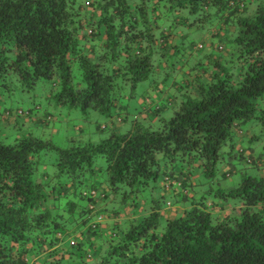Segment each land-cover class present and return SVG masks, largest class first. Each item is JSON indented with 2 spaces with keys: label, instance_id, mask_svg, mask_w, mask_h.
<instances>
[{
  "label": "trees",
  "instance_id": "16d2710c",
  "mask_svg": "<svg viewBox=\"0 0 264 264\" xmlns=\"http://www.w3.org/2000/svg\"><path fill=\"white\" fill-rule=\"evenodd\" d=\"M146 81L155 96L138 119ZM18 92L31 108L8 106ZM36 97L98 113L108 137L79 128L59 148L35 131L62 113L42 112ZM0 117L19 132L0 139V264H264V154L240 142L255 121L252 143H264V0H0ZM238 142L257 174L215 190L221 150L236 157ZM50 151L52 171L41 159ZM147 188L149 213L137 202ZM119 192L135 213L105 232L102 211Z\"/></svg>",
  "mask_w": 264,
  "mask_h": 264
},
{
  "label": "rangeland",
  "instance_id": "374dc122",
  "mask_svg": "<svg viewBox=\"0 0 264 264\" xmlns=\"http://www.w3.org/2000/svg\"><path fill=\"white\" fill-rule=\"evenodd\" d=\"M174 60H177V59H174ZM169 63H171V60H169ZM178 63L181 65L180 61ZM180 65H177L176 68L178 69ZM170 70L171 69L169 68V71ZM162 75H165V72ZM165 77L166 76L159 77V84L162 87L165 85L168 87H171L173 84L174 78L177 77V72L176 73L172 72L170 75H168V80H165L166 79ZM154 90H155V87L152 88V83L150 81L148 82L146 81V82L139 84L137 88L136 96H135L136 104L133 105V111L130 114H133V116L135 117L137 116L138 119H143L144 112L142 110L143 108L141 107V103L142 101H144V98L154 95ZM35 100H37L36 104H41L43 106L44 110H42V112L44 113L47 112V113H50L51 115L53 114L56 117L58 113H62V116H60V117H63L61 119L62 121L58 120L55 123V125L51 124L50 128H46L45 131L43 130L35 131L36 135L40 136L43 139L52 141V143L58 146L59 148H68L72 137H74L77 133H79V128H82V135L84 139H88V140L91 139L93 142H100L101 140L106 139L108 137V134H109L108 130L104 132H99L97 130L96 126L98 122H101L104 125L107 124L106 121H103L104 118H102L98 113L94 111H90L89 113H83L81 110H71L70 111L66 107L60 108L53 103L48 104L43 97L42 98L36 97ZM7 104L8 106L10 105L9 107H21L23 109H28V108H31L34 103H32L31 95L29 96L28 94L18 92L14 95L12 99L9 100ZM171 113L172 112H170V114ZM86 119H89V120H86ZM99 119H102V120L99 121ZM52 122H55V121H52ZM128 124L124 123L119 128L125 131L124 129L128 127ZM1 129L2 127H0V137H1L0 139L4 143H9L11 141V138L17 135L16 133H19L18 131H15L13 133H8V131L3 132V129L2 131ZM243 129L245 131L250 130V132L251 131L254 132L259 137L262 134L261 127L259 126L258 123H255V121H250L248 124H246V126H244ZM33 130H36V129H33ZM261 143L262 144L256 141L252 145L253 147L255 146L254 148L256 149V153L258 154L259 153L264 154V143L263 141H261ZM239 145H240V142L237 143L235 151L233 152V154L236 155V157L235 156L231 157L229 155V152H231V147L229 146V144L225 145L222 148L221 150L222 155L220 159L218 160L216 168H215L216 174L214 175V177L215 176L216 177H215V180L211 182L213 183L212 187L215 190L217 189L225 190L228 187H231V188L235 187L237 183H239V181L242 180L243 174L245 173L249 175L257 174L256 170L252 168L251 165L245 159H241L239 157L240 156L238 152ZM41 159L47 162V165L49 166V170L52 171V168H53L52 165L53 163L56 164L58 155L55 151H50L48 153H43L41 155ZM96 164L98 166L101 164L105 165V160L103 159V157H98ZM226 172L230 173V176L228 178L224 176ZM209 178L212 179L213 176H209ZM209 187H210V184L208 185V188ZM149 191H150V188H147L145 191L141 190L139 192V198L137 202L139 201L142 202L143 200H140V198L144 196L146 197L150 193ZM93 193L94 192H92V194ZM123 193L122 192L116 193L113 197L114 199L108 201V203L106 204V208H105L106 211H102V212L106 213L108 211L111 213V212L116 211L117 213H119L118 215L122 216V218H126V216L130 217L131 214L134 215L135 210L133 207H131L130 205L131 201L129 199L130 197H132V195L126 197L125 195H123ZM167 195L168 194H166V196ZM100 196H101L100 194L95 196L97 202H99ZM170 198L171 196L168 197L167 199H170ZM124 199H126V201H123ZM170 201L171 199L169 200V202ZM172 201L174 204H176L173 198H172ZM143 202L140 203L139 205L141 206V208L144 207L142 210H145V208H147L146 213H149L152 209L151 208L152 203H150V200L147 201V203L146 202L143 203ZM100 204H103V203H99V205ZM166 210L168 211V214L170 215L171 210L170 209H166ZM172 210L173 211L176 210L175 205L173 206ZM143 213L144 212H142L141 214ZM78 224L74 223L73 225L71 224L68 227L78 228L79 227ZM111 228H113V226ZM111 228H106L105 232H108ZM105 250H108V248H106Z\"/></svg>",
  "mask_w": 264,
  "mask_h": 264
},
{
  "label": "crops",
  "instance_id": "0c3cea01",
  "mask_svg": "<svg viewBox=\"0 0 264 264\" xmlns=\"http://www.w3.org/2000/svg\"><path fill=\"white\" fill-rule=\"evenodd\" d=\"M169 95L170 94H163L162 95V97H161V99L159 100V102L162 100V101H167L168 99H169ZM152 96H155V94L154 95H152ZM151 96H149V97H147L146 99H148V98H150ZM147 103V102H146ZM144 104V101H142V103H141V107L143 108L142 110H144V111H149V109H147L148 108V106H150V105H148V104ZM157 103V102H156ZM156 103L153 105V107L155 108V107H157L156 106ZM160 104V103H159ZM262 105H263V102H262ZM1 118V117H0ZM1 120H3V119H1ZM0 120V121H1ZM13 123V121L12 120H10V123ZM3 126H1L2 127V129H3V132H7L8 131V133H10V131H12V124H7V123H4V124H2ZM31 124H28V132L31 130ZM119 128V127H118ZM22 133L23 134H25L26 135V133H27V129L24 127V128H22ZM252 133H254V132H250V130L249 131H244V134H242V138H241V140H240V142L241 143H243V145L244 146H246L247 144H248V146H246V149L247 150H249L248 152H247V154L246 155H248V156H252V155H254V156H256V158H258L259 156H260V153L258 154V153H256V149L252 146L254 143H252L253 141H255V140H253V137H254V134H252ZM261 141L262 140H260L259 142H260V144H262L261 143ZM252 144V145H251ZM263 159V161H264V158H262ZM229 188H231V187H228L227 189H229ZM135 210V209H134ZM177 211H178V213L181 211V210H178L177 209ZM228 211H226L224 214H228L227 213ZM171 213L173 214V211H171ZM109 216H108V213L106 214L107 215V217L108 218H106L103 222H102V230H105L106 228H110V226L112 227L113 225H115L116 223H119V224H122V223H124V220L125 219H131V218H133V215L131 214V216L130 217H128V216H126V218H122V216L121 215H114L112 212L110 213L109 212ZM98 242H100V241H98ZM98 246L97 247H99L100 245H101V243H99V244H97ZM61 246V247H60ZM60 246H58L59 247V250L57 249V253H59V254H63L64 252H65V246H63V245H60ZM57 247V248H58ZM88 247V250H94L93 248H92V246H91V244H89V246H87ZM54 249V248H53ZM53 249H51L50 251H52ZM104 249L105 248H103L102 246L100 247V250L98 249V252H97V255H99L98 253L99 252H103L104 251ZM53 252V251H52ZM48 255H50V254H47V258H42L41 259V261H43V260H51V258H53V257H50V256H48ZM57 258V257H56Z\"/></svg>",
  "mask_w": 264,
  "mask_h": 264
},
{
  "label": "built area",
  "instance_id": "2783aa9c",
  "mask_svg": "<svg viewBox=\"0 0 264 264\" xmlns=\"http://www.w3.org/2000/svg\"><path fill=\"white\" fill-rule=\"evenodd\" d=\"M89 3L87 2V5H88ZM220 49H222V48H220Z\"/></svg>",
  "mask_w": 264,
  "mask_h": 264
}]
</instances>
